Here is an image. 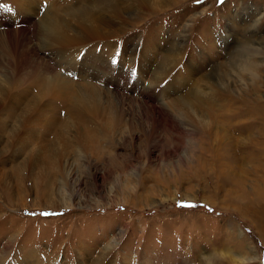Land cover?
Returning a JSON list of instances; mask_svg holds the SVG:
<instances>
[{
	"label": "rangeland",
	"instance_id": "obj_1",
	"mask_svg": "<svg viewBox=\"0 0 264 264\" xmlns=\"http://www.w3.org/2000/svg\"><path fill=\"white\" fill-rule=\"evenodd\" d=\"M54 3L77 17L67 25L65 45L102 63L85 64L76 82L97 87L104 102L122 109V122L103 149H91L70 137L92 116L51 109L41 120L54 115L62 131L43 140V125L32 123L39 119L35 94L11 93L30 81L0 56V264H264V205L256 197L264 174L237 153L248 128L217 116L236 107L231 100L247 102L248 116L264 118V0ZM85 20L98 33L87 32ZM32 51L30 45L21 50L20 74L31 68L32 79L45 74V62L62 72L55 55L36 58ZM247 56L257 63L256 76L232 73L229 88L210 78L228 74L229 64ZM152 83L158 89L153 106L162 115L150 133L135 95ZM194 94L200 96L195 103ZM182 99L192 104L188 113L172 107ZM26 108L33 109L22 121ZM59 198L67 205L60 207Z\"/></svg>",
	"mask_w": 264,
	"mask_h": 264
},
{
	"label": "bare ground",
	"instance_id": "obj_2",
	"mask_svg": "<svg viewBox=\"0 0 264 264\" xmlns=\"http://www.w3.org/2000/svg\"><path fill=\"white\" fill-rule=\"evenodd\" d=\"M43 2H46V3L44 4ZM42 3L44 4V6ZM54 4H55L54 0H0V56H2L5 60L8 61L9 65L12 68V71L14 73L21 76L24 81L25 80L30 81L29 84L27 86L23 87V90H21L20 92H11V93H19L22 95H28L31 93L35 94V97H36V102L34 103L35 108H36L35 112H36V115L38 116L39 119L32 120L33 118H31V120L33 121V122L32 121L31 122L33 124H35V126L38 127L39 129L41 128L40 125H43V128L47 132L44 135L43 134L39 135L40 138H42L43 140L51 138V134L53 132V129H57V128H55L56 121L53 117L54 115L51 116V118L48 119V121H46V122L41 120L40 115L42 114L43 111H47V110L51 111V109H52L53 111H57V112L70 113V115L71 114H77V116L79 118H83V117L86 118V116H87L86 114H88V115L90 114L92 116L91 120L89 119L88 123L84 120V122H86L85 124L88 125L87 126L88 128L85 127V125H84V129L83 128L81 129V127L79 125H77V126H79L81 131L80 132L78 131V133H76L74 136H72V134H71L70 138L73 141H75L77 139L79 143H81L87 147L89 146L91 149H94L95 147L97 149H101L103 147L102 144L106 145L107 142L110 139H112L114 137V135L117 133V132L115 133V130L117 129V126H119V122H122V121H120L122 118V114H120V113H122L121 112L122 109L120 110V108H116V107L112 106V104L104 102L103 97L100 95V92L98 91V88L95 87L92 83L80 84V83L76 82L77 80H80L78 75H80L81 71H83L85 64L87 65L86 68L92 69V68H94L95 65L102 64V63L94 60L92 58V56L88 55L85 51L80 54V57H78L74 48H71V47L65 45L67 34L71 30V27H68L67 25H69L68 23L70 21L76 22L77 17L74 13L69 14V13H64L62 11L55 10ZM43 7H44V10L42 11L41 9ZM80 15H81L80 13H77L78 17ZM35 18H37V20H35ZM84 25L86 27L87 32L92 33V32H96V30H98V28L94 25V22L92 20H85ZM96 33H98V32H96ZM29 45H30V48H33V51H32L33 57L39 58L40 54H49V53H52L53 55H55L58 58V60L54 64L56 65V68L61 70L62 72H54L51 64L50 63L48 64L45 62V63H43V70L46 72L45 74H40V73L38 74L37 73L35 75V77L32 79V77H33L32 74L35 72V70L33 68H31V70L29 72H26L24 74H20L22 71V67L20 64H21V62L26 60V58L21 54V50L24 49V47L29 46ZM82 57H86L88 60L85 61L84 63H81L80 59ZM256 64L257 63L255 61H253V59H251L250 56L249 57L247 56L246 58H243L242 61H238V64L236 66H234L235 64L234 65L229 64L227 66L228 74L221 73L218 75V73H214L213 76H211L210 78H212V80H214V82L217 84H223L228 78L231 77L232 73L243 72V74H245V76L247 74H249L250 77L256 76L257 73L255 71H253ZM258 68H260V67H258ZM48 72H50V73H48ZM69 73H71V75H69ZM108 73L111 74L112 71L108 70ZM118 74H120V73H118ZM74 75H77V76H74ZM87 75H89V74L87 73ZM99 75L100 74L97 73V74H95L94 77L97 78V76L99 77ZM90 76H92V75H90ZM168 81H169V79H168ZM225 83H226V85H222V86L228 87V88L231 87L233 84V83H230L227 81ZM78 84H80V85H78ZM235 84H236V81H235ZM3 85L5 86V84H3ZM154 85H156V83L155 84L152 83L151 87L149 89L146 88L147 90H145V91L143 90L144 92H140V93H137L135 95L138 99L137 105H139V107H140L139 120L142 121L144 119V120L150 122V124H151L150 133H152L155 129L154 124H155L157 118H161V115H162V113H160V109L155 108L154 107L155 105L153 106V101L155 99H154V97L152 98V96L155 95V93H156L155 90L157 89V86L155 88ZM160 86L158 85L159 88H160ZM12 89H15V87L13 86L12 88H9V91H11ZM4 91H5V87L0 86V94L1 95H3ZM227 91H229V89H227ZM135 93H136V91H135ZM197 96H198L197 94L192 95V97L195 99V101L193 103H195L197 100H200V96L199 97H197ZM241 97H243V96H241ZM206 98H208V96ZM22 99H23L22 96L18 97L17 98L18 103H22ZM54 99H57V101H59L60 104L57 102H53ZM234 102H232L231 100L228 101V103H230L232 106L236 105V107H233V109H231V111H228V112L227 111H225V112L221 111L220 114L217 116L220 117V115L222 113H224L222 116L228 122L227 124H230L229 122H231V121L234 122V120H238V121L241 120V122L239 123L240 125L243 124L241 129L243 128V130H244V127L248 128L246 130V133H244V134H246V139L243 137L245 139V141L241 142L242 147L240 149L239 148L236 149L237 153L242 157V161H245V159H247L249 161L255 160L257 165H253V171L264 174V118L261 117V114H259V113H256V115H254L253 117L248 116L247 114L250 112H249V110L247 111V106H248L247 102L245 103V105L242 104L243 102L242 103L240 102L242 105H237V103H234ZM188 104L190 105L191 103H189L188 100L182 99L179 102L173 103L172 107L173 106L178 107V109L180 107V112H182V113L187 112L188 113V110H189L187 108ZM196 104L198 106V103H196ZM196 104H194V105H196ZM202 104H204V103H202ZM55 105H57V106L54 107ZM116 106H117V104H116ZM184 108H187V109L183 110ZM199 108H200V106H199ZM206 108L207 107L203 105V106H201L200 111L204 112L206 110ZM209 108H210V106H209ZM209 108H208V110H209ZM32 109L33 108H31V109L26 108V109L22 110L21 116H20L22 121H23L25 116L26 117L30 116V111ZM258 109H259V107H258ZM162 110H164V108ZM210 111H212V110H209V112ZM128 112H130V111H128ZM191 112H192V110H191ZM178 113H179V111H178ZM124 114H126V113L124 112ZM179 114H176V116L178 115L177 117H182L181 114H180V116H179ZM212 115H213V113H212ZM91 116H87V117H91ZM187 116H188V114H187ZM71 118H73V117H71ZM25 121H26V119H25ZM73 121H75V119ZM73 121H71L70 123L73 124L72 123ZM96 121L97 122L99 121V123H98L99 125L96 123ZM206 121L208 122L209 120H206ZM43 122L45 124H41ZM84 122H81V123H84ZM199 122H200L199 124H202L201 121H199ZM209 122H211V121H209ZM64 123H66V121ZM67 123H69V122H67ZM29 125H30V122H29ZM65 125H67V124H65ZM131 125H132L131 123L130 124L128 123V127H131ZM213 125H214V123H213ZM61 126H62V128H64L63 125H61ZM72 126H74V125H72ZM179 126H181V125H179ZM196 126H194V127H196ZM203 126H205V124H203ZM68 128H70V127H68ZM72 128H73V130L76 129L74 127H72ZM60 129H61V127H60ZM234 129H236V128H234ZM241 129H239V131ZM251 129H255V131H251L252 134L249 133V131ZM57 130H59V129H57ZM57 130H56V134L58 133ZM60 131H62V130H59V132ZM192 131L193 130H190L189 132L191 133ZM234 132H236V131H234ZM57 135H55V136L57 137ZM60 135H62V133ZM55 136H52V138ZM59 139H62V137H60V138L58 137L57 140H59ZM48 141L46 140V142H48ZM102 141H105V142L103 143ZM100 152H101V150H100ZM248 154H249L250 158H246V156H244V155H248ZM35 156H36V158L38 157L37 155H35ZM113 167H116V166H113ZM124 183L122 182L121 184H124ZM46 194L49 195L50 193L49 194L46 193ZM256 197H257V200H259V202L262 205H264V183L262 185L261 190L258 189ZM58 201L60 202V204H59L60 207L67 205V203L63 202L62 198L61 199L59 198ZM249 260H253V258H251Z\"/></svg>",
	"mask_w": 264,
	"mask_h": 264
},
{
	"label": "snow or ice",
	"instance_id": "obj_3",
	"mask_svg": "<svg viewBox=\"0 0 264 264\" xmlns=\"http://www.w3.org/2000/svg\"><path fill=\"white\" fill-rule=\"evenodd\" d=\"M199 2V0H198ZM69 75H71V73H69ZM188 207H194V205H187ZM44 215H47V213H44Z\"/></svg>",
	"mask_w": 264,
	"mask_h": 264
}]
</instances>
